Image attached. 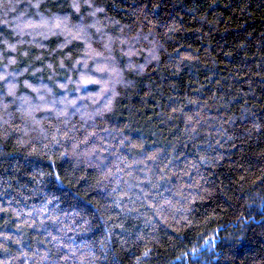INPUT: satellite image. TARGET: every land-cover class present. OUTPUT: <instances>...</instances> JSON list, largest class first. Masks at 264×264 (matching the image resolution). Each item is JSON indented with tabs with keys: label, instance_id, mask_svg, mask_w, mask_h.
<instances>
[{
	"label": "clouds",
	"instance_id": "9594fccd",
	"mask_svg": "<svg viewBox=\"0 0 264 264\" xmlns=\"http://www.w3.org/2000/svg\"><path fill=\"white\" fill-rule=\"evenodd\" d=\"M123 3L0 0V264H264V113L178 87L184 25Z\"/></svg>",
	"mask_w": 264,
	"mask_h": 264
},
{
	"label": "trees",
	"instance_id": "16d2710c",
	"mask_svg": "<svg viewBox=\"0 0 264 264\" xmlns=\"http://www.w3.org/2000/svg\"><path fill=\"white\" fill-rule=\"evenodd\" d=\"M145 11L164 18L175 17L186 31L177 47L201 55L202 63L190 67L184 75V91L203 89L201 99L216 94L233 102L228 105L240 115V105L246 104L264 113V0H139ZM121 15L128 20V12L135 3L124 4ZM155 6V7H154ZM134 19V17L132 18ZM181 35V34H178ZM225 93L228 95L225 96ZM183 94V92H181ZM167 96L146 99L147 108L139 103L145 100L140 91L132 103L147 119L158 114L157 105L167 102ZM127 117V112L122 113ZM239 123V121H237ZM264 147V145H262ZM230 167L227 157L216 176L217 183L225 181ZM7 199V198H6ZM6 206V200H5ZM227 208L221 203L218 212ZM5 215L0 213V220Z\"/></svg>",
	"mask_w": 264,
	"mask_h": 264
}]
</instances>
